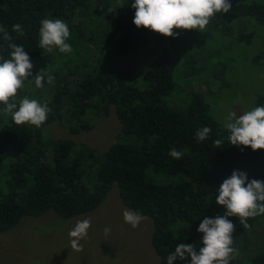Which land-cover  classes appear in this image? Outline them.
<instances>
[{"label": "trees", "instance_id": "1", "mask_svg": "<svg viewBox=\"0 0 264 264\" xmlns=\"http://www.w3.org/2000/svg\"><path fill=\"white\" fill-rule=\"evenodd\" d=\"M230 2L231 11L215 14L203 31L174 29L173 38L137 29L134 0H0V25L11 31L21 24L24 35L15 43L24 47L37 73L46 70L53 77L42 88L29 78L14 98L18 103L27 96L51 109L40 128L18 126L10 115L0 124V234L48 211L62 220L89 213L116 184L121 202L151 220L150 242L159 264H167L179 243L203 246L197 229L205 217L223 214L216 204L223 181L234 170L249 181H264V150L232 146L206 101L179 86L181 79L211 76L203 62L210 50L208 58H198L205 43L251 44L245 19L264 28V0ZM46 18L68 24L72 53L38 46L40 21ZM149 44L150 59L142 65L136 52ZM0 56L9 58L8 51L0 49ZM260 59L264 40L253 61ZM255 106H264V94ZM110 108L120 131L101 155L72 140L43 136V128L55 122L72 134L89 132ZM205 126L212 131L198 142L195 132ZM217 139L223 140L219 147L213 143ZM173 147L182 153L180 160L169 156ZM175 174L178 179L170 181ZM263 217L249 218L248 224H262ZM229 219L235 231L245 230L237 218ZM174 264H190V259ZM230 264H264V250L249 257L235 252Z\"/></svg>", "mask_w": 264, "mask_h": 264}, {"label": "rangeland", "instance_id": "2", "mask_svg": "<svg viewBox=\"0 0 264 264\" xmlns=\"http://www.w3.org/2000/svg\"><path fill=\"white\" fill-rule=\"evenodd\" d=\"M245 20L250 27L244 32L253 34L251 44H239L229 39L216 41V45L205 43L198 58L200 61L203 57L208 58L210 50V57L203 62L210 65L207 70L211 76L179 82L180 87L197 92L206 101L210 116L223 128L224 117L230 110H235L238 115L250 111L256 107V97L264 94V60L253 61L262 51L264 28L252 19ZM151 49V44L140 48L136 60L148 63ZM216 50L218 55H213ZM194 51L197 53L198 49ZM32 73L34 80L37 74L34 64ZM6 116L0 112V124L6 121ZM119 131L120 124L110 108L107 117L94 122L89 132L72 134L55 122L43 128V136L46 140H72L101 155L116 142ZM177 177L178 174L173 175L170 181H176ZM126 208L114 184L101 205L89 213L69 220L60 219L52 211L39 217L24 218L15 228L0 234V264H159L150 242L151 220L144 217L139 227L133 229L123 221L122 213ZM83 219H89L91 227L87 238L80 242L83 250L78 252L72 249L68 233ZM261 222L233 233V247L241 256L249 257L264 250V221ZM106 227L111 229L107 236Z\"/></svg>", "mask_w": 264, "mask_h": 264}, {"label": "clouds", "instance_id": "3", "mask_svg": "<svg viewBox=\"0 0 264 264\" xmlns=\"http://www.w3.org/2000/svg\"><path fill=\"white\" fill-rule=\"evenodd\" d=\"M131 8L135 10L133 24L137 29H149L164 37L174 38V29L203 31L215 14L229 13L232 3L230 0H134ZM40 24L38 46L41 49L48 52L58 49L60 53H72V47L66 42L70 37V29L65 21L46 18ZM12 33L16 34L15 38ZM23 35L21 24L13 25L11 31L0 25V41L3 42L0 49L8 51L9 56H0V112L10 115L18 126L31 125L40 128L46 122L51 109L27 96L18 103L14 99L25 81L33 76V64L29 55L22 45L15 43V39ZM46 78L48 82L53 79L46 70H41L34 78L35 86L42 88ZM224 127L229 133L227 140L232 146L250 147L254 152L264 150V106L239 115L235 110H230L224 117ZM211 131L207 126L196 130V140L203 142ZM213 143L219 147L223 140L217 139ZM168 154L175 160H180L182 156L175 147ZM217 192L216 204L224 211L215 218L205 217L200 223L197 231L202 234L203 246L197 250L195 245L179 243L167 256V264L189 259L190 264H230L237 250L233 247L235 226L229 218H237L239 224L247 229L250 227L249 218L264 215V181H249L246 173L234 170ZM122 216L124 223L133 229L139 227L144 219L141 214L127 208L123 210ZM90 227L89 219L76 222L68 233L73 250H83L80 242L87 238ZM110 231L106 227L105 235Z\"/></svg>", "mask_w": 264, "mask_h": 264}]
</instances>
